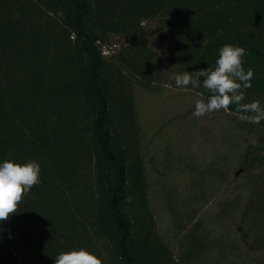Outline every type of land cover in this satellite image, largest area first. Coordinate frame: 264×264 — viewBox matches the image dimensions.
I'll use <instances>...</instances> for the list:
<instances>
[{
	"label": "trees",
	"instance_id": "obj_1",
	"mask_svg": "<svg viewBox=\"0 0 264 264\" xmlns=\"http://www.w3.org/2000/svg\"><path fill=\"white\" fill-rule=\"evenodd\" d=\"M226 44L254 70L243 102L264 107V0H0V163L41 167L0 222V264L80 248L104 264H264V121L235 105L221 111L248 142L232 178L224 157L187 158V186L164 190L175 245L151 204L135 88H177L173 74L214 67ZM229 187L213 222L229 227L213 235L203 206Z\"/></svg>",
	"mask_w": 264,
	"mask_h": 264
},
{
	"label": "rangeland",
	"instance_id": "obj_2",
	"mask_svg": "<svg viewBox=\"0 0 264 264\" xmlns=\"http://www.w3.org/2000/svg\"><path fill=\"white\" fill-rule=\"evenodd\" d=\"M135 91L151 180V204L161 232L175 245L171 235L172 221L163 193L165 188L184 190L187 186L189 175L180 161L188 158L205 165L224 157L231 164L229 174L232 178L248 138L235 130V125L221 110L200 118L194 116L195 101L199 96L191 90L163 86L149 91L137 86ZM223 189L215 194L216 200L204 204L201 213L210 221L208 226L213 235L221 234L229 227L227 224H214L217 200L232 191L230 187ZM245 255L238 258L235 254L226 264H248L251 257Z\"/></svg>",
	"mask_w": 264,
	"mask_h": 264
},
{
	"label": "clouds",
	"instance_id": "obj_3",
	"mask_svg": "<svg viewBox=\"0 0 264 264\" xmlns=\"http://www.w3.org/2000/svg\"><path fill=\"white\" fill-rule=\"evenodd\" d=\"M246 49L242 46L226 44L219 49V57L214 67H206L195 72L173 74L177 88H203L210 95H202L195 101L193 115L197 118L214 111L228 113L236 106L239 118L252 124L264 121V107L259 101L244 103L243 89L250 88L254 70L244 68ZM165 87L171 85L165 84ZM41 167L36 161L17 163L5 160L0 163V222L7 221L18 212V206L30 190L41 183ZM55 264H104V261L87 249H73L61 252L54 259Z\"/></svg>",
	"mask_w": 264,
	"mask_h": 264
}]
</instances>
